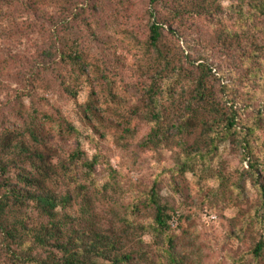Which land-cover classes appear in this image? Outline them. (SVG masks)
Listing matches in <instances>:
<instances>
[{
	"label": "rangeland",
	"instance_id": "374dc122",
	"mask_svg": "<svg viewBox=\"0 0 264 264\" xmlns=\"http://www.w3.org/2000/svg\"><path fill=\"white\" fill-rule=\"evenodd\" d=\"M153 22L163 27L155 48ZM70 52L79 65L62 59ZM199 65L211 69L218 98L235 102L237 122L255 128L250 159L243 130L212 150L184 116ZM151 84L166 91L156 108ZM184 122L187 137L172 127ZM154 127L158 138L144 146ZM5 130L10 145L22 141L51 158L57 172L48 186L72 197L61 211L64 230L94 229L116 242L112 260L99 264L122 253L134 264H264V250L254 254L264 241V10L256 0H0ZM16 165L0 172L15 191L28 168ZM153 189L170 217L165 233L155 230ZM10 218L41 223L32 204ZM48 253L34 255L44 261Z\"/></svg>",
	"mask_w": 264,
	"mask_h": 264
},
{
	"label": "trees",
	"instance_id": "16d2710c",
	"mask_svg": "<svg viewBox=\"0 0 264 264\" xmlns=\"http://www.w3.org/2000/svg\"><path fill=\"white\" fill-rule=\"evenodd\" d=\"M155 1L151 0L152 3ZM256 9L264 10V0H256ZM162 29L161 23L153 22L150 25L149 41L151 47L155 48L159 44ZM61 55L63 56L62 59H67L74 65H79L81 62V56L76 52H70L67 55L62 53ZM196 70L198 71L197 76L190 78V99L185 101L184 116L191 118L190 121L196 123L201 132L198 138H203L212 150L216 148L215 140L226 136L236 137L243 130L245 134L244 138L242 137L241 149L250 159L249 140L254 134L255 128L252 125H240L237 122V110L233 106L235 102H230V105L227 101L223 102L218 98L213 85L209 86L207 77L211 74V69L207 70L203 65H199ZM176 71L174 76L178 77L182 71ZM65 91L69 95L73 94V97L76 96V93L70 89L66 88ZM159 92L162 94L163 89L161 88L159 91L155 88V84H151L146 89V93L152 96L150 101L155 106L154 108L159 105V100L156 99ZM166 99L171 100L173 98L170 96ZM261 112L262 110H259L257 116L263 122ZM172 127L179 134L185 137L190 136L191 126L189 122ZM9 132L13 131L5 130L0 134V172L5 174L7 166L11 164H25L28 168L23 166L21 169L20 167L23 174L18 173L20 181L24 184V189L15 191L14 188H10V184L0 183V236L3 238L0 243V253L4 264H99V259L103 261L112 260L111 254L116 249V242L111 237L94 229L73 230L71 232L64 230L66 223L60 221L61 211H66L71 205L72 197L59 194L48 186L57 172L56 167L49 163L51 158L42 151L31 150L22 141L17 145H10L8 141L11 133ZM158 132L159 128L154 127L151 136L143 145L153 144L158 138ZM28 133L37 142L33 131H28ZM212 135L214 136L212 137ZM16 149H18L17 155L21 157L18 162L13 159V153H16ZM194 153L202 158L203 148L196 145ZM7 156L9 158L4 160ZM19 165H16V168ZM150 201L154 207L155 230L163 233L168 232L170 217L166 213L167 209L158 202L154 189L151 191ZM29 204L33 205L39 220L41 219L38 228L37 226L27 228L18 221L13 222L10 218L11 214L26 208ZM17 241L19 242L17 243ZM13 244H16L17 247H14ZM38 249L49 252L44 261L38 257L35 258L34 252ZM263 250L264 241L261 240L254 249L255 256L259 257ZM113 256H115L112 261L114 264H134L130 254L122 253Z\"/></svg>",
	"mask_w": 264,
	"mask_h": 264
}]
</instances>
